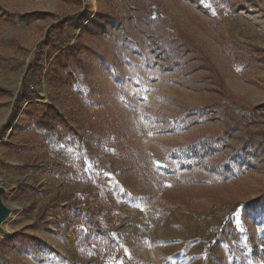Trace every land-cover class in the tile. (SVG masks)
I'll use <instances>...</instances> for the list:
<instances>
[{"label":"rangeland","instance_id":"obj_1","mask_svg":"<svg viewBox=\"0 0 264 264\" xmlns=\"http://www.w3.org/2000/svg\"><path fill=\"white\" fill-rule=\"evenodd\" d=\"M0 186V264H264V0H0Z\"/></svg>","mask_w":264,"mask_h":264},{"label":"trees","instance_id":"obj_2","mask_svg":"<svg viewBox=\"0 0 264 264\" xmlns=\"http://www.w3.org/2000/svg\"><path fill=\"white\" fill-rule=\"evenodd\" d=\"M85 27V26H84ZM73 47L74 46H68L67 47V49L66 50H64V51H62V52H60V53H58L55 57H54V59H56V60H59V58L63 55V56H65L66 55V53H68L69 51H73ZM66 65H68V64H66ZM66 65H64V64H61V69L63 70L62 71V75L64 76L65 74H66ZM73 73V76H75L76 74H75V71H73L72 72ZM67 82L70 84V85H73V86H75L77 83L79 84V82L78 81H76L75 79H70V80H67ZM79 86H80V84H79ZM24 89V88H23ZM23 91V90H22ZM25 91V90H24ZM23 91V92H24ZM22 92V93H23ZM90 216V213H84V215H82L81 217H80V225H82L83 223H85V225H86V222L88 221V217ZM79 225V226H80ZM85 225H82V227L84 228V229H86V230H88L89 229V226H85ZM78 232H79V229H78ZM84 235H87V232H86V234H84ZM98 236H100V234L98 233L97 234V237ZM84 238V237H83Z\"/></svg>","mask_w":264,"mask_h":264},{"label":"water","instance_id":"obj_3","mask_svg":"<svg viewBox=\"0 0 264 264\" xmlns=\"http://www.w3.org/2000/svg\"><path fill=\"white\" fill-rule=\"evenodd\" d=\"M4 188L0 186V226L9 217L10 208L3 201Z\"/></svg>","mask_w":264,"mask_h":264},{"label":"snow or ice","instance_id":"obj_4","mask_svg":"<svg viewBox=\"0 0 264 264\" xmlns=\"http://www.w3.org/2000/svg\"><path fill=\"white\" fill-rule=\"evenodd\" d=\"M135 83L138 85L139 84V80H137ZM145 91H147V89H145ZM129 106L132 107V105H129ZM149 134H152V133H149ZM157 164H158V166H161V167L163 166V165H160L159 162H157Z\"/></svg>","mask_w":264,"mask_h":264}]
</instances>
